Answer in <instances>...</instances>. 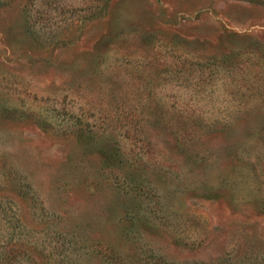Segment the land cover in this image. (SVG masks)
Here are the masks:
<instances>
[{
    "label": "rangeland",
    "instance_id": "rangeland-1",
    "mask_svg": "<svg viewBox=\"0 0 264 264\" xmlns=\"http://www.w3.org/2000/svg\"><path fill=\"white\" fill-rule=\"evenodd\" d=\"M0 264H264V0H0Z\"/></svg>",
    "mask_w": 264,
    "mask_h": 264
}]
</instances>
